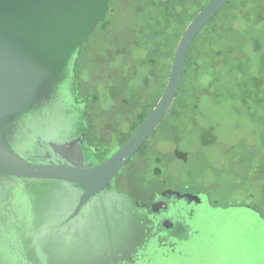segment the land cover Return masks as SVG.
I'll return each mask as SVG.
<instances>
[{
  "label": "rangeland",
  "instance_id": "obj_1",
  "mask_svg": "<svg viewBox=\"0 0 264 264\" xmlns=\"http://www.w3.org/2000/svg\"><path fill=\"white\" fill-rule=\"evenodd\" d=\"M210 1L110 0L77 65L96 162L113 154L151 113L182 34ZM185 61L170 111L113 183L140 204L172 188L205 192L214 207L249 204L264 216V0L230 1L198 33ZM26 186L31 208L39 210L35 222L43 215L55 219L73 199L55 181ZM1 199L0 225L13 227L14 221L22 230L17 194ZM97 207L88 209L89 221L78 232L51 237L53 246L64 245L60 264H106V248L127 251L137 240L139 213L125 196ZM190 226L198 232L188 241L172 238V246L158 247L152 238L133 263L264 264L256 242L264 221L256 214L203 208Z\"/></svg>",
  "mask_w": 264,
  "mask_h": 264
},
{
  "label": "water",
  "instance_id": "obj_2",
  "mask_svg": "<svg viewBox=\"0 0 264 264\" xmlns=\"http://www.w3.org/2000/svg\"><path fill=\"white\" fill-rule=\"evenodd\" d=\"M229 1L211 0L191 20L152 112L113 154L95 163L85 144L87 108L86 102H77L75 65L92 31L105 19L110 0H0V204L2 196L13 192L24 216L22 230L14 221V228L0 225V264H60L64 245L53 246L51 237L78 232L89 221L93 204L102 210L115 196H125L138 210L134 231L139 234L127 251L106 248V264H123L127 258L133 263L134 253L152 238L158 247L172 238L188 241L198 232L190 223L203 208L246 209L264 221L250 205L214 207L205 192L168 188L143 205L113 183L172 106L196 36ZM54 181L73 199L55 219L43 215L35 222L39 210L31 208L29 191L22 186ZM155 204L167 206L155 210ZM257 232L256 242L264 251V229Z\"/></svg>",
  "mask_w": 264,
  "mask_h": 264
},
{
  "label": "flooded vegetation",
  "instance_id": "obj_3",
  "mask_svg": "<svg viewBox=\"0 0 264 264\" xmlns=\"http://www.w3.org/2000/svg\"><path fill=\"white\" fill-rule=\"evenodd\" d=\"M109 5H110V3H109ZM81 56H82V53H80L79 60L77 61V64L75 65V66H76V67H75V73H76V76H75V78H74V79H75V89H76L75 92H76V96H77V102H86L85 105H86L87 113H88V105H87L88 102H87V101H83V100H81V99L79 98L78 91H77V79H76V78H77V65L79 64V61H80ZM184 69H185V68H184ZM158 101H159V100H158ZM170 109H171V107H170ZM170 109H169V111H170ZM169 111H168V112H169ZM151 112H152V111H151ZM168 112H167V114H168ZM87 113H86V117H87ZM86 117H85V118H86ZM165 117H166V114H165ZM165 117H164V118H165ZM146 118H147V117H146ZM146 118H145V119H146ZM145 119H144V120H145ZM87 120H88V119H87ZM162 121H163V120H162ZM157 128H158V127H157ZM88 130H89V124H88ZM88 130H87L86 135H85V142H86L85 144L89 147L88 151H89V152H92V154H91V158H93L94 161H95V160H96V159H95V156H96V153L98 152V149H97V146H94V145L88 143V141H87V135H88V132H89ZM155 131H156V130H155ZM155 131H154V132H155ZM154 132H153V133H154ZM151 136H152V135H151ZM151 136H150V137H151ZM150 137H149V138H150ZM149 138H148V139H149ZM146 142H148V140H146ZM146 142H145V143H146ZM145 143L143 144V146L145 145ZM143 146H142V147H143ZM119 147H120V146H119ZM142 147H141V148H142ZM90 148H94V152H93ZM141 148H140V149H141ZM140 149H139V150H140ZM139 150H138V151H139ZM138 151H137V152H138ZM133 157H134V156H133ZM133 157H132V158H133ZM130 161H131V160H130ZM130 161H129V162H130ZM129 162H128V163H129ZM95 163H99V162H96V161H95ZM128 163H127V164H128ZM126 166H127V165H126ZM126 166H125V167H126ZM125 167H124V168H125ZM122 170H123V169H122ZM121 172H122V171H121ZM121 172H120V173H121ZM120 173H119V175H120ZM119 175H118V176H119ZM118 176H117V177H118ZM181 192H182V191H181ZM184 192H189V191H184ZM201 192H202V191L191 192V193H201ZM182 193H183V192H182ZM154 198H155V197H154ZM152 201H153V200H152ZM152 201L149 202V203H146V204H145V203H141V204H143V205H150V204L152 203ZM211 204H212V203H211ZM212 205H213V204H212ZM238 205H249V204H238ZM166 206H167L166 204H164V206H163V205H160V204H155V205H153L152 208H154L155 210H159V209H161V208H163V207L166 208ZM250 206H251V205H250ZM251 207H252V206H251ZM252 208H254V207H252ZM254 209H256V208H254Z\"/></svg>",
  "mask_w": 264,
  "mask_h": 264
},
{
  "label": "trees",
  "instance_id": "obj_4",
  "mask_svg": "<svg viewBox=\"0 0 264 264\" xmlns=\"http://www.w3.org/2000/svg\"><path fill=\"white\" fill-rule=\"evenodd\" d=\"M231 1H232V0H231ZM229 2H230V1H229ZM229 2H228V3H229ZM228 3H227V4H228ZM227 4H226V5H227ZM226 5H225V6H226ZM223 8H224V6H223ZM223 8H222V9H223ZM222 9H221V10H222ZM218 13H219V12H218ZM218 13H217V14H218ZM217 14H216V15H217ZM214 17H215V16H214ZM214 17H213V18H214ZM213 18H212V19H213ZM101 22H102V21H101ZM101 22H100V23H101ZM84 46H85V44H84ZM84 46H83V49H84ZM83 49H82L81 51H83ZM226 49L229 50V49H230L229 46H227ZM81 51H80V53H82ZM229 206H230V205H229ZM224 207H228V206H224ZM252 207H253V206H252Z\"/></svg>",
  "mask_w": 264,
  "mask_h": 264
}]
</instances>
